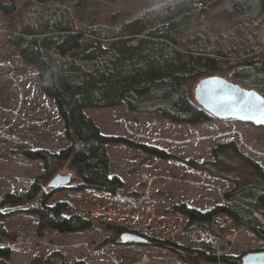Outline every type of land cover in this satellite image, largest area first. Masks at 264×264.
Returning <instances> with one entry per match:
<instances>
[{
  "label": "rangeland",
  "instance_id": "374dc122",
  "mask_svg": "<svg viewBox=\"0 0 264 264\" xmlns=\"http://www.w3.org/2000/svg\"><path fill=\"white\" fill-rule=\"evenodd\" d=\"M10 1L19 8L25 0H4ZM158 1L90 0L89 7L97 6L100 22L108 25ZM226 12L225 5L212 9L211 24L230 27L234 15ZM15 13L6 15L0 9V200L8 194L25 199L35 178L45 172L43 161L24 151L58 153L69 145L54 100L38 85L36 68L6 41ZM85 112L106 138L107 176L116 181L107 188L87 186L69 162L54 160L43 185L50 193L46 206H58V216L73 226L68 229L41 214L12 208L2 220L8 236L0 242L7 264H47L55 253L61 264H232L229 256L264 250L254 228L239 227L225 213H215L208 228L191 226L190 215L226 203L224 194L236 185L191 162L215 161L214 148L233 145L224 151L227 161L244 175L247 167L234 150L264 165V127L214 116L197 124L174 123L159 112L130 111L121 100H98ZM56 174L69 175L70 181L50 189ZM254 213L264 223V215ZM124 232L146 243L124 241ZM162 242L165 245L158 246ZM168 243L183 247L170 251Z\"/></svg>",
  "mask_w": 264,
  "mask_h": 264
},
{
  "label": "trees",
  "instance_id": "16d2710c",
  "mask_svg": "<svg viewBox=\"0 0 264 264\" xmlns=\"http://www.w3.org/2000/svg\"><path fill=\"white\" fill-rule=\"evenodd\" d=\"M89 1L25 0L17 8L13 1L0 0L4 14L16 11L6 41L36 68L38 85L54 100L69 142L58 153L24 151L41 159L45 172L35 178L25 199L8 194L0 200V242L8 236L2 220L12 211L41 214L47 222L68 229L73 226V221L58 216V206H46L50 193L42 186L54 160L69 162L87 186L107 188L116 181L115 176L108 179L106 138L86 114L87 106L121 100L130 111L159 112L170 122L197 124L213 117L193 95L202 77L218 74L264 95V0H160L108 25L100 22L97 6L90 8ZM221 5L234 15L225 29L212 25L209 18ZM231 148H214L215 161L191 162L236 183L224 194L226 203L205 213L192 210L191 226L208 228L214 214L221 212L239 227L254 228L264 240V223L254 213L264 215V165L234 150L247 167V175H242L236 163L227 161L224 151ZM249 176L252 183L241 184ZM166 246L180 250L175 243ZM5 254L0 245V264H7ZM241 256L228 260L240 264ZM47 260L61 264L58 253Z\"/></svg>",
  "mask_w": 264,
  "mask_h": 264
},
{
  "label": "water",
  "instance_id": "95a60500",
  "mask_svg": "<svg viewBox=\"0 0 264 264\" xmlns=\"http://www.w3.org/2000/svg\"><path fill=\"white\" fill-rule=\"evenodd\" d=\"M197 103L212 116L247 121L264 127V95L224 76L211 74L200 78L193 88ZM70 176L56 174L48 183L51 189L65 185ZM120 238L129 243H146L138 235L124 232ZM240 264H264V250L248 251Z\"/></svg>",
  "mask_w": 264,
  "mask_h": 264
},
{
  "label": "flooded vegetation",
  "instance_id": "af4514ba",
  "mask_svg": "<svg viewBox=\"0 0 264 264\" xmlns=\"http://www.w3.org/2000/svg\"><path fill=\"white\" fill-rule=\"evenodd\" d=\"M42 187H43V189H44V186H42ZM178 246H179L180 248H182V247H183L182 245H179V244H178Z\"/></svg>",
  "mask_w": 264,
  "mask_h": 264
}]
</instances>
